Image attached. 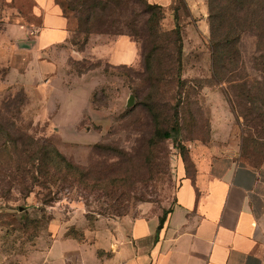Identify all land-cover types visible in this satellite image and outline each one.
Segmentation results:
<instances>
[{
  "label": "rangeland",
  "instance_id": "374dc122",
  "mask_svg": "<svg viewBox=\"0 0 264 264\" xmlns=\"http://www.w3.org/2000/svg\"><path fill=\"white\" fill-rule=\"evenodd\" d=\"M54 1L69 38L33 52L35 1L0 0V130L15 123L83 171L45 188L26 165H15L16 150L11 154L0 134V250L8 259L48 246L55 233L83 241L125 216H164L182 179L193 178L200 164L264 163L244 149L243 118L227 99V85L213 76L208 0H193L195 13L192 0H180L182 69L171 65L173 46L163 37L168 48L159 54L163 81L156 87L143 48L145 0H102L93 17L73 0ZM174 16L165 10L163 32L175 27ZM241 50L250 70L254 36L243 37Z\"/></svg>",
  "mask_w": 264,
  "mask_h": 264
},
{
  "label": "crops",
  "instance_id": "0c3cea01",
  "mask_svg": "<svg viewBox=\"0 0 264 264\" xmlns=\"http://www.w3.org/2000/svg\"><path fill=\"white\" fill-rule=\"evenodd\" d=\"M34 1L40 23L32 51L66 41L61 7ZM148 2L173 10L180 0ZM0 264H264V163L200 164L193 178L182 179L166 215L125 216L83 241L55 233L48 246L19 259L0 250Z\"/></svg>",
  "mask_w": 264,
  "mask_h": 264
},
{
  "label": "trees",
  "instance_id": "16d2710c",
  "mask_svg": "<svg viewBox=\"0 0 264 264\" xmlns=\"http://www.w3.org/2000/svg\"><path fill=\"white\" fill-rule=\"evenodd\" d=\"M73 1L87 8L91 17L96 4L103 3L102 0ZM145 1L147 6L145 13L149 17L145 21L147 33L143 35L144 38L142 37L143 48L147 71L152 72L149 80L151 86L156 87V84L163 81L162 70L159 69L161 61L159 54L164 48H168L163 37H169L170 45L173 46L169 51L171 65L177 66L178 73L182 69V26L177 21L176 7L172 10L177 21L175 27L163 32L160 23L165 17L164 8L159 4ZM208 3L213 76L217 82L227 85V99L237 118H243L244 149L251 150L253 162L264 160V0H208ZM84 33L90 34L92 31L86 28ZM246 34L254 36L257 47L250 70L244 63L241 50L242 40ZM177 106L175 105V108ZM9 125V131L6 128L0 130V134L3 133L2 136L5 137L2 144L11 154L12 147L16 150L15 165L18 167L26 165L24 169L28 168L27 172L32 175L34 182H39L47 188L64 180L65 173L76 177L82 175L83 170L68 160L56 146L26 135L15 123ZM178 128V122L172 126V130L177 132ZM172 130H165L164 137H173ZM23 139L25 140L21 141ZM25 190L30 189L26 187Z\"/></svg>",
  "mask_w": 264,
  "mask_h": 264
},
{
  "label": "water",
  "instance_id": "95a60500",
  "mask_svg": "<svg viewBox=\"0 0 264 264\" xmlns=\"http://www.w3.org/2000/svg\"><path fill=\"white\" fill-rule=\"evenodd\" d=\"M19 46L22 48H29L31 46V42L29 41H21L19 42ZM134 104V97L131 96L128 100V106H132ZM164 219L161 221V226L163 225Z\"/></svg>",
  "mask_w": 264,
  "mask_h": 264
}]
</instances>
